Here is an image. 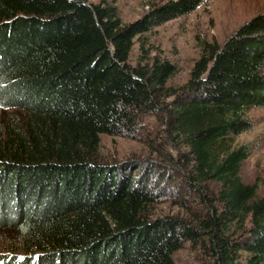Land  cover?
<instances>
[{"label":"trees","instance_id":"obj_1","mask_svg":"<svg viewBox=\"0 0 264 264\" xmlns=\"http://www.w3.org/2000/svg\"><path fill=\"white\" fill-rule=\"evenodd\" d=\"M204 1L124 23L107 1L0 0V264H176L186 244L210 264H264V194L243 181L250 149L236 143L264 108V13L203 42L179 87L144 37ZM148 116L187 182L216 185L196 221L156 216L157 162L101 160L102 135L136 138Z\"/></svg>","mask_w":264,"mask_h":264},{"label":"rangeland","instance_id":"obj_2","mask_svg":"<svg viewBox=\"0 0 264 264\" xmlns=\"http://www.w3.org/2000/svg\"><path fill=\"white\" fill-rule=\"evenodd\" d=\"M99 4L107 1L114 4L124 23L143 17L153 5L169 0H87ZM264 13V0H205L194 12L159 25L144 37L151 56L159 54L174 63L176 73L168 85H184L190 72L201 56L203 42L223 44L240 26ZM140 42L134 46L130 64L135 66L140 59ZM2 111L0 110V116ZM252 128L236 139L238 145L246 144L250 156L242 167L243 181L257 184L259 193L264 194V108L249 112ZM164 127L159 117L144 119L136 138L101 136L100 156L107 162H127L133 159L157 162L154 169L152 188L160 195L156 216L174 215L189 221L204 216L206 207L200 202L203 193L216 192L215 184L190 185L185 170L171 162L179 150L167 145ZM170 161H169V160ZM137 171H135L136 173ZM176 264H210L208 257L196 246L186 244L175 253Z\"/></svg>","mask_w":264,"mask_h":264}]
</instances>
